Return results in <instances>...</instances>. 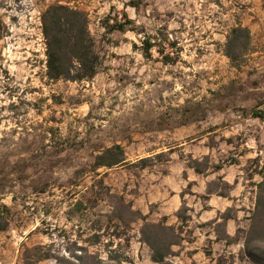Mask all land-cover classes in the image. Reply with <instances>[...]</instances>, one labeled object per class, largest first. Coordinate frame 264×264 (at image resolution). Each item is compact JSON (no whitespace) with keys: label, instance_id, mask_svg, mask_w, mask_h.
<instances>
[{"label":"rangeland","instance_id":"rangeland-1","mask_svg":"<svg viewBox=\"0 0 264 264\" xmlns=\"http://www.w3.org/2000/svg\"><path fill=\"white\" fill-rule=\"evenodd\" d=\"M57 1L87 13L91 78L47 76L41 13ZM0 20V264H24L37 245L68 254L91 233H103L88 245L103 258L120 242L134 264H156L141 220L110 219L113 193L148 221L179 226L170 264H252L243 237L264 176V0H0ZM235 24L250 31L238 66L223 51ZM142 39L155 43L147 54ZM114 144L124 160L95 167ZM159 152L165 160L132 164ZM112 233L127 245L104 246Z\"/></svg>","mask_w":264,"mask_h":264},{"label":"trees","instance_id":"trees-1","mask_svg":"<svg viewBox=\"0 0 264 264\" xmlns=\"http://www.w3.org/2000/svg\"><path fill=\"white\" fill-rule=\"evenodd\" d=\"M131 22L125 18L124 22L114 24L118 30H124V23ZM42 33L45 39L46 73L50 79L80 81L91 78L97 71L98 61L94 48V40L88 27V16L86 11L59 1L51 3L45 7L41 13ZM5 33V26L0 20V38ZM144 52L155 46V43L148 39H142ZM173 48V43H168ZM250 50V31L247 26L241 24L233 25L224 44V54L229 58L234 66L240 64L241 58ZM161 53V50L158 49ZM172 52V51H171ZM173 53V52H172ZM165 61H174L170 52L166 53ZM123 149L119 144L106 147L94 157V166H111L124 160ZM164 152L156 153L152 156L142 157L133 162L135 166L144 168L151 165L154 160H165ZM196 162V161H194ZM196 172H201L195 165ZM261 179L253 183L255 186V197L253 208L250 211L247 229L244 231L243 252L252 264H264V176L262 171H258ZM113 205L110 210V219L116 222L118 227H128L130 222L141 220L140 240L150 249V259L156 264H170L167 257L173 253L172 246L181 242L183 237L179 233V226L166 224V218L162 217L157 222L148 221L147 216L138 209H133L131 204L117 194H111ZM80 201H75L74 205L79 207ZM4 208H8L4 205ZM177 217L182 216L177 213ZM230 217H224L225 223ZM7 219L0 214V230L6 229ZM103 233H91L86 239L87 245L78 244V240L73 239L66 247L65 253H50L51 244L47 246L37 245L34 257H26L24 264H36L37 261L52 257L55 264H134L132 260L118 248L108 249L105 258L99 253L89 250L88 245L100 242ZM126 233H112L104 246H111L116 238H124L127 245L129 239ZM226 238L231 239L225 234ZM120 246V247H119Z\"/></svg>","mask_w":264,"mask_h":264},{"label":"crops","instance_id":"crops-1","mask_svg":"<svg viewBox=\"0 0 264 264\" xmlns=\"http://www.w3.org/2000/svg\"><path fill=\"white\" fill-rule=\"evenodd\" d=\"M169 206H167V207H162V211L164 212V214H169L171 211H169ZM209 212V210H207V209H204L202 212H200V214H199V218H201V220H207V218L205 217L206 216V214ZM230 219V218H229ZM228 222H227V225H228V229L226 230V235L227 236H229V237H232L233 235H234V233H232V231L229 229V224H230V222H229V220H227ZM173 222H175V221H173ZM199 234H201L202 235V233H199ZM204 235L207 237V236H211V235H209V234H205L204 233ZM196 248V247H195Z\"/></svg>","mask_w":264,"mask_h":264}]
</instances>
